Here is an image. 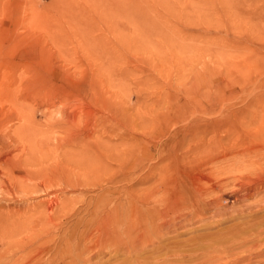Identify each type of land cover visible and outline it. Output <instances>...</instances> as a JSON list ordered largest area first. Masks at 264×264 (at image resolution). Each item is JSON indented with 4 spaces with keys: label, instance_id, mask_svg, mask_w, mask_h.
Instances as JSON below:
<instances>
[{
    "label": "rangeland",
    "instance_id": "obj_1",
    "mask_svg": "<svg viewBox=\"0 0 264 264\" xmlns=\"http://www.w3.org/2000/svg\"><path fill=\"white\" fill-rule=\"evenodd\" d=\"M1 219L0 264H264V0H0Z\"/></svg>",
    "mask_w": 264,
    "mask_h": 264
},
{
    "label": "bare ground",
    "instance_id": "obj_2",
    "mask_svg": "<svg viewBox=\"0 0 264 264\" xmlns=\"http://www.w3.org/2000/svg\"><path fill=\"white\" fill-rule=\"evenodd\" d=\"M225 114V113H224ZM214 122H215V120H210L209 122H208V124H207V126L211 123V126H213V124H214ZM206 126V127H207ZM205 133H206V131H203L202 133H199V134H195L194 135V137L193 138H191V141L193 142V145H196V144H198L199 143V141H202L203 140V137H204V135H205ZM201 134V135H200ZM87 137L89 138V137H93V133H91V134H87ZM195 143V144H194ZM196 147H198V146H196ZM198 150H199V148H197ZM173 161V160H172ZM115 193H117V191H115ZM113 196V198H115V199H113L112 200V202H110V203H107V204H105V210H103L104 211V214H103V217L101 218V221L104 223V225H106L105 223H106V221H105V219H108V221L109 220H112V221H114L115 219H116V217H115V215H114V213H117V208H118V206H119V203H117V202H115L114 203V201H116V200H118L119 199V196L117 195V194H113L112 195ZM110 201V200H109ZM144 202V200L142 199V201L140 200V201H136V202H134V205H135V208L136 209H134L135 211H139V208H140V204L141 203H143ZM216 199L214 198V199H211L207 204L208 205H214V204H216ZM137 213V212H136ZM134 216V215H133ZM19 223H17V225H18ZM14 226V223L10 220V219H8V220H6V219H1L0 220V231L1 230H3V229H5L6 231H10L11 229H12V227Z\"/></svg>",
    "mask_w": 264,
    "mask_h": 264
}]
</instances>
